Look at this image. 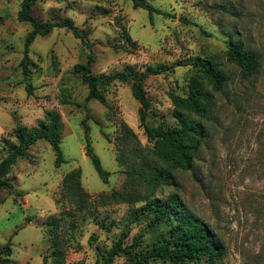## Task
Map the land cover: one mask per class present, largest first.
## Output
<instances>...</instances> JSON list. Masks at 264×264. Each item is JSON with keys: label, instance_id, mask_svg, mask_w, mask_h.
<instances>
[{"label": "rangeland", "instance_id": "obj_1", "mask_svg": "<svg viewBox=\"0 0 264 264\" xmlns=\"http://www.w3.org/2000/svg\"><path fill=\"white\" fill-rule=\"evenodd\" d=\"M136 1L172 17L153 14L150 21L132 0H36L31 15L40 25L70 19L84 39L66 29L37 37L28 48L33 87L28 94L21 61L31 27L17 20L22 0H0V161L17 145L16 126L32 130L47 111L60 118L65 161L56 168L54 151L39 140L11 167L6 179L21 196L0 189V249L8 241L11 246V255L1 256L0 264H54L55 238L64 264H105L120 240L126 251L111 264H135L169 237L164 224L153 222V211L144 209V199L165 202L173 194L223 247L217 264H264V0ZM234 43L258 56L257 72L246 79L225 55ZM89 53L93 76L126 67L141 73L160 70L143 82L151 127L174 126L170 97L186 95L198 69L195 62L211 61L227 76L201 120L207 136L191 170L170 171L171 183L158 182L154 190L137 175H149L153 144L140 125V105L130 85L116 82L104 90L105 104L86 103L91 146L110 173L106 184L100 180L84 153L88 90L73 71ZM124 126L134 134L141 157L118 151ZM76 169L87 195L80 212L62 191L64 176ZM115 191L121 201L108 199ZM54 220L60 221L56 229ZM92 235L96 239L89 243ZM142 264L169 263L148 259Z\"/></svg>", "mask_w": 264, "mask_h": 264}, {"label": "trees", "instance_id": "obj_2", "mask_svg": "<svg viewBox=\"0 0 264 264\" xmlns=\"http://www.w3.org/2000/svg\"><path fill=\"white\" fill-rule=\"evenodd\" d=\"M36 0H22L20 10L17 14V20L20 23L29 24L30 32L27 34L23 45V58L21 61L23 72V83L25 90L31 94L33 87L28 79V48L37 37H45L54 29H66L71 32L75 39L83 41L84 35L78 30L70 19H64L59 22H45L40 25L31 15V10ZM135 8H143L147 11L149 20L152 21L153 14L164 17H172L166 12L155 9L151 5L140 4L132 0ZM205 33V32H203ZM209 35V34H206ZM227 61L235 65L243 78L255 74L259 68L258 56L245 50L241 44H231L225 52ZM92 55H87L85 64L76 65L73 71L79 75L81 83L87 87L88 94L85 98L86 103L95 100L105 104L106 99L104 90L113 83L129 84L133 98L139 103L138 116L140 125L144 128L146 136L152 142V148L149 150L154 164L149 165V175L145 172H138L139 175L152 190L158 187V182L170 184L172 177L170 171L180 170L189 171L192 169L195 156L200 146L207 136L206 128L201 120L210 112L213 104V94L220 93L228 82L227 76L220 68L208 62H195L197 67L196 74L190 79L185 96L171 95L174 106L173 116L174 126L159 125L151 127L147 125L146 111L149 102L143 90V82L150 75L160 73V70H148L144 73L138 72L131 67H126L121 72L105 75H91ZM185 65V64H180ZM205 83L210 89L206 88ZM91 119L86 109V115L82 121L83 139L85 143V156L90 160L95 172L100 180L106 184L110 173L105 171L101 165L99 157L95 154L89 139V126L87 120ZM62 124L57 114L47 111L44 114L43 121L38 122L37 127L32 130L24 126L17 125L14 133L17 145L11 149L0 161V189L13 192L16 196H21L15 186L6 179L11 167L17 160L25 158L28 149L39 140H45L55 153V167L59 168L65 163L60 150V133ZM120 146L118 151L121 154H133L135 157L142 155L138 147L134 134L124 126V131L118 138ZM147 157V156H146ZM145 157V158H146ZM163 163L164 166H159ZM159 167V168H156ZM80 169L72 170L67 173L62 180V191L64 195L76 204V211H82L87 206V195L84 193L81 183ZM108 199L114 202L121 201L123 196L120 192H112ZM144 209L153 211V222L164 224L169 237L161 244L153 247L150 251L141 255L135 264H142L148 259H162L169 264H217L223 255V247L217 242V239L210 228L200 218L191 213L181 202L176 194L170 195L165 202L158 199H144ZM59 220L53 221V228L59 227ZM56 233L53 235L54 237ZM96 239L92 235L89 243ZM120 240L115 248L107 253L105 264H111L114 257L125 252L121 248ZM136 243V242H135ZM53 263L64 264V252L59 246V242L54 240ZM11 255L10 241L0 249V257H9ZM43 263H46L45 258Z\"/></svg>", "mask_w": 264, "mask_h": 264}]
</instances>
